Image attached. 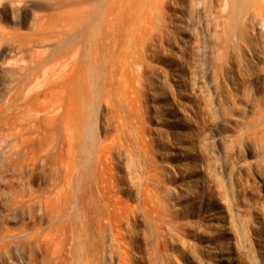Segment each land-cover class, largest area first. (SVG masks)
<instances>
[{"label": "rangeland", "instance_id": "rangeland-1", "mask_svg": "<svg viewBox=\"0 0 264 264\" xmlns=\"http://www.w3.org/2000/svg\"><path fill=\"white\" fill-rule=\"evenodd\" d=\"M72 1L0 0V264H264V6L162 0L140 24L118 89L95 90L116 145L85 184L81 245V201L49 194L62 172L23 167L7 137L19 66L61 83Z\"/></svg>", "mask_w": 264, "mask_h": 264}, {"label": "bare ground", "instance_id": "bare-ground-1", "mask_svg": "<svg viewBox=\"0 0 264 264\" xmlns=\"http://www.w3.org/2000/svg\"><path fill=\"white\" fill-rule=\"evenodd\" d=\"M161 1L74 0L57 14L64 27L73 23L79 31V36L73 37L72 49L61 56L62 73L60 69H57L58 74L55 72L57 75L61 73V83L57 80L49 83L52 75L48 82L46 78H30L29 70L24 65H20L16 71L17 103L7 132L9 145L17 153L18 162L31 172H42L51 165L62 172V185L56 184L49 194L59 202L65 201L61 199V191L62 195L64 191L65 194L69 193L68 198L70 192L74 191L81 201L80 226L77 223V237L81 245L86 227L85 206L82 203L85 184L94 168L105 165V160H109L116 145L114 139L99 137L93 117L97 107L95 90L98 96L111 98L112 89H118L120 81L115 76L124 67L127 68L125 57L140 39L137 37L140 24L147 18L157 16ZM248 1L258 12L264 6V0H232V3L237 6L240 3L245 5ZM51 197L47 196L45 200L49 205ZM66 234L65 237L68 236ZM65 244L63 249L67 251Z\"/></svg>", "mask_w": 264, "mask_h": 264}]
</instances>
